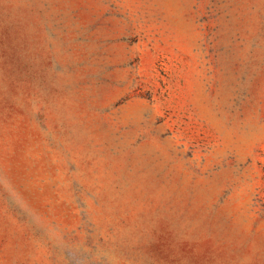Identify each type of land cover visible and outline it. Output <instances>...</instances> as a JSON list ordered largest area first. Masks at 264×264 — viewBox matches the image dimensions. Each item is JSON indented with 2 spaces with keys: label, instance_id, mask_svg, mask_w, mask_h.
<instances>
[{
  "label": "rangeland",
  "instance_id": "obj_1",
  "mask_svg": "<svg viewBox=\"0 0 264 264\" xmlns=\"http://www.w3.org/2000/svg\"><path fill=\"white\" fill-rule=\"evenodd\" d=\"M0 264H264V0H0Z\"/></svg>",
  "mask_w": 264,
  "mask_h": 264
}]
</instances>
